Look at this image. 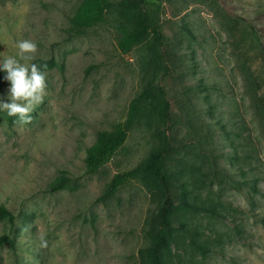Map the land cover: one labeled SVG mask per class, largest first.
<instances>
[{
	"label": "rangeland",
	"instance_id": "1",
	"mask_svg": "<svg viewBox=\"0 0 264 264\" xmlns=\"http://www.w3.org/2000/svg\"><path fill=\"white\" fill-rule=\"evenodd\" d=\"M81 1L0 0L2 55L15 56L16 42L27 39L37 47L22 63H54L42 69L44 97L28 123L0 112V204L16 216L12 225L0 220V235L15 242L0 247L2 264H149L143 251L162 199L153 175L99 197L114 174L161 146L155 102L145 101L98 172H86L85 157L98 132L125 120L132 99L152 83L171 102L170 164L199 166L183 176L189 199L214 210L179 214L185 227L162 252L165 262L264 264V0H147L163 45L149 38L127 53L117 44L119 6L106 22L70 30ZM250 23L262 48L246 34ZM7 88L0 79V98ZM61 173L71 188L50 191Z\"/></svg>",
	"mask_w": 264,
	"mask_h": 264
},
{
	"label": "trees",
	"instance_id": "2",
	"mask_svg": "<svg viewBox=\"0 0 264 264\" xmlns=\"http://www.w3.org/2000/svg\"><path fill=\"white\" fill-rule=\"evenodd\" d=\"M146 1L119 0L118 3H115L114 0H82L70 17V30L82 32L96 24L106 22L109 12L119 6L124 12V16L117 19L115 27L117 44L121 52L127 53L149 38L160 49L164 37L159 25L151 22L149 13L145 8ZM247 28L246 34L253 36L255 42L262 48V41L257 28L251 23ZM159 55L163 67H165V57L161 52ZM37 65H45L46 67L43 69L54 67L52 61H39ZM146 100L155 102L161 146L152 151L148 158L136 168L114 174L99 199L106 200L113 197L124 183L143 175L144 172H150L159 185L162 199L158 207L152 243L143 252L149 264H167L162 252L170 247L174 234L185 227V222L179 219V214L183 211L213 213L214 210L194 204L189 199V190L183 176L186 173L200 171L199 166L186 163L173 167L170 164L171 142L167 131L172 116L171 102L160 83L150 84L132 99L125 120L116 123L110 130L98 132L96 142L87 148L85 165L87 173H96L117 153L125 143L130 129L141 115L142 105ZM172 187L177 188V194L171 192ZM63 188H71L70 178L66 173H61L55 177L48 186L50 191ZM252 188L257 191L256 179H254ZM15 219V214L8 207L0 204V220H5L12 225ZM7 242L14 246V239L9 234H1L0 247ZM193 243L202 254L208 250L206 246L197 244L195 240ZM0 264H2L1 254Z\"/></svg>",
	"mask_w": 264,
	"mask_h": 264
},
{
	"label": "clouds",
	"instance_id": "3",
	"mask_svg": "<svg viewBox=\"0 0 264 264\" xmlns=\"http://www.w3.org/2000/svg\"><path fill=\"white\" fill-rule=\"evenodd\" d=\"M15 56H3L0 52V79L8 82L7 99L0 98V112L13 117V123L26 124L34 105L42 102L46 89L45 65L26 64L21 61L26 54L36 51V44L30 40L16 42Z\"/></svg>",
	"mask_w": 264,
	"mask_h": 264
}]
</instances>
